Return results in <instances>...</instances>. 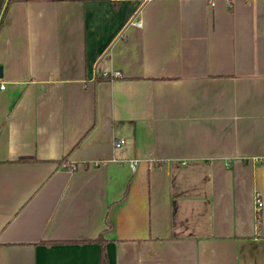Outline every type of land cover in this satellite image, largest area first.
Instances as JSON below:
<instances>
[{"label":"crops","instance_id":"crops-1","mask_svg":"<svg viewBox=\"0 0 264 264\" xmlns=\"http://www.w3.org/2000/svg\"><path fill=\"white\" fill-rule=\"evenodd\" d=\"M0 76V264H264V0H13Z\"/></svg>","mask_w":264,"mask_h":264},{"label":"trees","instance_id":"trees-1","mask_svg":"<svg viewBox=\"0 0 264 264\" xmlns=\"http://www.w3.org/2000/svg\"><path fill=\"white\" fill-rule=\"evenodd\" d=\"M11 1H13V0H0V24H1V19L3 16V12H4L7 4ZM79 1H85V0H79ZM93 240L97 241L100 245V256H99V263L98 264H106L107 259H106V255H105V251H104V243H103L104 239L102 237V234H100L97 238H95ZM45 242L51 243V241H45Z\"/></svg>","mask_w":264,"mask_h":264},{"label":"built area","instance_id":"built-area-1","mask_svg":"<svg viewBox=\"0 0 264 264\" xmlns=\"http://www.w3.org/2000/svg\"><path fill=\"white\" fill-rule=\"evenodd\" d=\"M210 2H212V0H209ZM139 24V22H137ZM112 76L114 77H118L119 76V73L118 72H113ZM5 87V82L1 79V76H0V89H3ZM124 142L123 139H118L114 142V145L116 147L120 146L122 143ZM135 162L136 160H131V166L134 167L135 165ZM254 202H255V207H256V210H260L261 207H262V199L260 198V194L259 193H255L254 195Z\"/></svg>","mask_w":264,"mask_h":264}]
</instances>
